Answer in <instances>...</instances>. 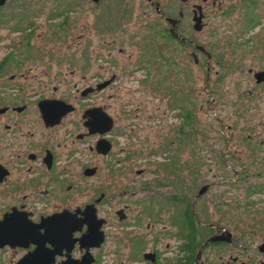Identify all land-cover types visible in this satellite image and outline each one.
<instances>
[{
    "label": "flooded vegetation",
    "instance_id": "1",
    "mask_svg": "<svg viewBox=\"0 0 264 264\" xmlns=\"http://www.w3.org/2000/svg\"><path fill=\"white\" fill-rule=\"evenodd\" d=\"M40 2L0 0V264H264V137L238 136L236 131L243 128L221 127L227 146L238 140L242 151L228 148L211 158L207 172L219 167L221 174L212 177L223 180L225 187L211 194L217 184L202 180L209 177H204L206 171L199 174L204 164L200 155L195 159L199 148L194 120H189L187 143L180 144L184 115L195 113L184 112L173 101L174 109L154 118L168 135L163 133L157 149L148 153L152 158H140L131 148V137L144 118L135 120L140 116L132 117L116 91L134 81L145 83L149 65L131 72L120 67L117 74L115 49L121 41L111 38V43L90 46L79 34V45L64 49L69 56L62 61L68 63L48 64L41 78L30 77L37 54L60 49L33 44ZM61 4L55 2L45 16L46 22L58 23L53 32L57 41L73 10L81 13L85 5L93 12L92 30L101 37H113L118 29L124 35L128 31L123 25L129 23L135 31L129 37L138 43L145 40L147 46L165 47L171 54L188 50L194 65L199 64L197 55L206 59L208 81L216 45L202 44L194 36L211 26L210 35L216 38L215 25L224 21L259 29L264 0ZM160 58L157 67L164 73L157 76L158 87L177 69L173 58L163 53ZM51 59L61 61L58 56ZM25 68L28 72L21 73ZM141 71L143 76H134ZM258 72L264 68L247 69L254 85L264 88V81L254 77ZM119 139L124 145L117 149ZM180 147H188L192 158H175ZM242 159L261 173L230 165ZM179 180L187 188L183 192L174 184ZM222 195L227 201H221ZM234 208L241 211L231 214ZM250 209L252 217L243 219V210Z\"/></svg>",
    "mask_w": 264,
    "mask_h": 264
},
{
    "label": "rangeland",
    "instance_id": "2",
    "mask_svg": "<svg viewBox=\"0 0 264 264\" xmlns=\"http://www.w3.org/2000/svg\"><path fill=\"white\" fill-rule=\"evenodd\" d=\"M50 1H53L54 4L55 2L58 3L63 1L61 5H64L72 0H41L39 3L40 6L37 7L42 9V12H40L41 18L36 20V25L38 27L35 29L33 44L41 48L60 49L54 50L53 54H37L31 65L33 70L29 76L36 75V78H41L40 72L47 67L48 64L54 66L68 63L62 61V57L69 56L66 53L67 50L64 49H74L77 47L79 45V40L77 38L79 34L84 36L85 41L92 42L90 46H100L104 42L111 43V38L118 39L121 43L120 46L117 45L115 49L117 74L121 73V71H119L120 67L122 70L124 69L128 72L133 71L136 67L140 66V64L149 65L150 68V76L145 83L137 85L134 81L128 85L120 86L121 88L118 86L119 89L117 88L116 91L117 98L126 104L125 109H131L132 117L140 116L135 120L140 121L144 118L142 120L143 123H141L143 126L139 128L136 127V134L131 137L132 150L139 152L140 158H152L148 153L157 149L156 145H158L160 136H162L163 133L164 137L168 135V133L165 132L166 129H158V124L154 118H157L167 109H174L171 103L175 100L177 102V98L176 95L173 94V89L178 91L181 90L183 86V91L187 93V97L190 96L186 104L192 111L196 110L194 111L195 143H197V147L201 151L198 150V156H195V159L200 155V160L204 164L200 167L199 174L203 175L206 171L204 177L209 174V180L207 178H202V180L204 182L210 181L217 184V187L211 191V194L216 195L221 193L225 189L223 185L224 181L220 178L214 179L212 177L214 174H221V171L219 167L211 166V172H207V169H209L207 165L210 164L211 158L213 159L215 156L218 157L220 153L226 154L228 148L232 153L235 152V149H238L239 152L242 151L236 144H240V142H237L238 140L232 141L230 147L227 146L225 138L222 135L223 130L221 127L231 126L233 129L243 128V132L236 131L238 136L244 135L247 137L248 135H254L257 138L260 136L264 137V88L256 87L252 77L247 74V69L249 68L255 70L264 68V6L259 9V14L262 16L260 17V24L262 27L249 31L251 34L249 32L242 34L243 30L246 29L244 23L224 21L219 25H215L218 27L216 34L217 39L210 35V32L214 30L211 26L199 36H194L195 40L202 44L209 43L210 47L216 45V48L212 51L213 59L210 61L213 70L209 73V79L206 81V59L203 57L197 55L199 64L194 65L188 57L190 52L188 50V54L186 51L183 52L182 49H177L171 54L165 47H163V51H161V46H147L145 40L143 42L144 44L138 43V40L129 37L130 33L135 32L129 23L123 25L124 29L128 31L126 34L118 35L117 32H120L118 29L115 31L116 34L113 37H110V35L101 37L93 32V12L85 5H81V8L79 7L81 13L76 11V9L73 10L68 25L64 28V33L59 35L60 41H57V39L53 37V32L56 30V25L58 23H54L52 20L48 19L46 22L45 19V16L47 17L48 15L47 13L53 10L50 9V7L54 6V4ZM73 1L76 2V0ZM2 32L5 33V30H2ZM150 43L151 41L147 39V44ZM119 48L124 50L123 54L118 52ZM152 50H154L153 57L150 56L151 53H149ZM162 53L169 57V59L173 58L177 64V69L172 71L174 76L170 74L169 78H166L168 85L172 87L171 91L164 85H160L159 87L156 85L157 76L159 75V71L157 70L159 67H157V65L161 64L160 55ZM55 56L60 57L61 61L51 59ZM217 62L221 65H218ZM62 67L64 66L62 65ZM55 68L57 67H54V69ZM20 72L27 73L28 71L27 68H25L24 71L21 70ZM134 76H143V72H138ZM66 88L70 89V87ZM139 124L140 122H138V125ZM259 141L260 139L257 140V142ZM118 142L117 149L118 146L123 147L124 145L123 139H119ZM206 143H209L210 146L206 147ZM126 146L130 147L129 145ZM209 147H212V152L207 154L205 151H208ZM188 151V147H180L175 158L182 160L192 158L189 156ZM260 161L259 158L256 159L258 164ZM230 165H236L235 168L238 170L242 168L245 170L247 169L249 170V174L261 173L260 167L258 166H252L251 168L245 166L243 159L240 160L239 163H230ZM165 169L167 168H163V170ZM209 196L208 198H210ZM232 199L235 198H230L228 201ZM239 199L242 200L241 197H239ZM223 200L227 201L224 195H222L221 201ZM242 201L245 205L244 199ZM224 208L221 207L222 210H224ZM240 211V209L235 208L233 211L230 210L231 214ZM250 211L252 210L250 209L249 212L243 210V215L241 217L243 219L251 218L252 213H250Z\"/></svg>",
    "mask_w": 264,
    "mask_h": 264
},
{
    "label": "trees",
    "instance_id": "3",
    "mask_svg": "<svg viewBox=\"0 0 264 264\" xmlns=\"http://www.w3.org/2000/svg\"><path fill=\"white\" fill-rule=\"evenodd\" d=\"M252 27H253V24L251 25V24H247L246 25V31H249V30H251L252 29ZM153 49H155V48H153ZM149 53H151V55L150 56H152V55H154V50H152L151 52H149ZM153 57V56H152ZM158 71H159V75H161L162 73H164V71L163 70H161V68L160 69H158ZM167 71H165V73H166ZM222 77H223V75H222ZM220 80V79H219ZM162 85H164L165 87H167L170 91H171V86L170 85H168V83H163ZM184 89H183V86H182V88H181V90H178V91H175L174 89H173V94H175L176 95V98H177V101H179V105H180V107H181V109L184 111V112H188V111H192L191 110V108L186 104V102H187V100H189V98H190V96L189 97H187V93H185L184 91H183ZM180 93V94H179ZM173 94H172V96H173ZM188 98V99H187ZM185 100V101H184ZM176 101V100H175ZM194 111H196V110H194ZM185 117V125L183 126V127H181L180 128V130H179V134H180V144H183V143H187V141H188V132H191L190 131V129H189V124H190V122H189V120L190 119H192V120H194L195 121V119H194V117H195V114H193L192 116H190V114H186V115H184ZM176 152H178V151H174V153H176ZM176 186H177V190L179 191V192H183L184 191V189H187V188H184V182H183V180H179L177 183H174ZM181 201L182 200H184L183 198H181L180 199ZM180 203H183V202H180ZM186 203H187V200H186ZM188 205V204H187Z\"/></svg>",
    "mask_w": 264,
    "mask_h": 264
},
{
    "label": "water",
    "instance_id": "4",
    "mask_svg": "<svg viewBox=\"0 0 264 264\" xmlns=\"http://www.w3.org/2000/svg\"><path fill=\"white\" fill-rule=\"evenodd\" d=\"M256 81L259 83V82H262L264 81V72H258L254 75ZM41 106V105H40ZM41 111L43 112V107L41 106ZM204 189H202L200 192H199V196L203 193Z\"/></svg>",
    "mask_w": 264,
    "mask_h": 264
}]
</instances>
